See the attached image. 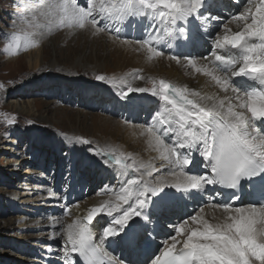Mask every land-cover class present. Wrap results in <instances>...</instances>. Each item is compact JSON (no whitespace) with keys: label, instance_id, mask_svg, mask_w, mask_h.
I'll list each match as a JSON object with an SVG mask.
<instances>
[{"label":"snow or ice","instance_id":"obj_1","mask_svg":"<svg viewBox=\"0 0 264 264\" xmlns=\"http://www.w3.org/2000/svg\"><path fill=\"white\" fill-rule=\"evenodd\" d=\"M247 4L229 21L238 30L226 24L223 34L217 31L213 35L210 24L218 19L211 15L213 0H85L84 5L79 0H25V13L19 14L24 27L5 34L3 54L15 56L38 47L37 36L65 28L90 26L94 34L115 32V39L120 40L122 30L139 27L141 38L120 42L138 45L137 51H146L152 60L164 55L161 46L172 47L174 41L196 43L203 27L212 37V50L202 57L207 63L199 65L190 56L183 59L226 94L202 95L164 79L152 81L151 89L128 86L122 92L127 97L131 92L150 91L163 101L142 134L148 136L164 162L160 167L167 168L172 179L160 177L151 182L146 179L153 175L151 163L137 162L131 154L115 149L106 153L115 165L141 174L126 179L108 200L62 228L70 252L78 257L73 264H124L105 250L104 241L119 237L134 243L135 228L129 222L134 218L150 221L145 211L154 203L150 196L163 201L169 196L165 188L189 193L204 192L207 186L232 190L228 202L211 205L222 210L223 219L211 222L200 208L190 217L196 227H186L188 221L175 226V235L163 242L151 264H264V0H247ZM169 59L180 62L178 56ZM234 77H244L258 87L237 86ZM95 78L106 80L104 75ZM14 120L6 118V123ZM76 140L88 143L82 137ZM198 164L205 169L202 175L191 172ZM245 184L251 188L248 195L259 199L255 204L234 207L232 201L240 199L237 190ZM101 214L111 220L96 242L91 226Z\"/></svg>","mask_w":264,"mask_h":264},{"label":"rangeland","instance_id":"obj_2","mask_svg":"<svg viewBox=\"0 0 264 264\" xmlns=\"http://www.w3.org/2000/svg\"><path fill=\"white\" fill-rule=\"evenodd\" d=\"M242 2V5L239 6L234 0H226L225 5L229 9L226 6L222 7L225 13H221L222 15L214 12L217 4L215 2L211 15L218 19L212 21L211 24L219 25L227 17V14H232L231 9L236 10L239 8V12L243 11L245 7H248V4L245 0ZM79 3L84 5L85 0H79ZM24 5L25 0H0V85H2L0 87V264H64L65 255L69 250L65 249L67 244L64 245L63 233L57 234L56 238L49 236V227L52 225H49L50 217L55 216L51 214L52 210L55 211L58 208L59 211H62L65 207L74 206L78 202L79 196L83 194L85 197L82 201L86 198L97 200V196L103 194L110 197L112 190H119L116 182L119 181L118 177L120 175L125 176V181L129 179V176L134 178L136 174L135 171L124 170L115 165L110 158L111 156L106 155L113 149L117 153L122 152L116 148V145H110V141H117L120 138H111L105 131L94 127L91 121V118L105 117V109L106 111H112L110 108L120 107L121 100L130 101L131 95L122 96V92L115 89L119 86L117 81L118 79L121 80L122 76H119L121 74L119 71L113 69L118 62L113 60L111 56L106 58V52L103 53L104 57L100 58L95 53L94 48L95 46L99 47V45H94L91 39H89V43H86V36L80 41L79 39L76 40L74 35L68 34L67 31L71 30L67 28L56 30L57 32L53 31L43 39L37 36L39 40L38 47H49L48 44L52 43L51 39L57 38L55 45H58L57 49L60 50L58 52L65 55L62 60L63 63L65 62L64 59L71 57L69 55L74 52L75 48L74 53L79 54L77 52L83 47V53L77 58L80 60L78 63L81 64L80 66H84L88 57L92 62L89 60L87 64L92 67L95 65L100 66L101 68L98 71H80V74H75L73 68L67 66L63 68L69 74L65 73L62 76L52 71L53 67L48 65L51 62L55 63L57 57L53 55L49 59L48 54L38 56L42 62L46 61V64L42 67L43 70L31 71L28 68L27 61L29 57L31 60L37 59V54H30L28 57V53L33 49L22 51L15 56L3 54L5 34L13 33L24 27L19 19V14L25 13ZM27 7L31 8L32 5L29 4ZM72 30L77 32H75V36L81 31L78 29ZM82 33V35H85L84 32ZM113 33L105 31V35L110 37ZM46 38L50 41L47 42ZM71 38L74 40H71ZM59 41L62 45L59 44ZM74 41L76 43H73ZM202 42L208 41L202 38ZM188 44L192 45L190 42ZM183 51L181 50V54ZM206 51L207 46L205 43L198 44V48L195 50L196 53L190 57L201 60ZM170 52L171 50H169ZM60 71H64V69ZM97 75L107 76L106 80H96ZM61 80H64L67 89L66 93L62 95H60L62 86L60 87L58 84ZM48 82L54 83L50 87L52 90L47 87L49 85H46L47 88L45 87ZM82 85L92 87L94 90L92 93L93 101L87 105L82 104L84 101L81 102L79 99L85 91ZM103 90H106V95L109 97H113L115 93L118 94L115 101L112 102L113 100L108 97L104 103L101 99ZM58 92L59 95L55 97L54 95ZM35 102H37L39 109L34 107ZM44 103H52L55 110H52L51 114L44 113L43 111H46L45 108L44 110L42 108ZM109 106L111 107L109 108ZM61 109L74 110L75 112L82 111L84 113L83 118L87 117V120L81 118L78 123L68 122L64 114L66 112H61ZM29 111L32 116L26 115ZM3 114H6V117ZM139 116L143 121H147L145 126L153 123L154 113L147 116L141 112ZM13 117L15 118L14 123H6V118L12 119ZM114 118L117 121H127L118 118V116ZM77 137H82L88 143L77 141ZM69 138H71V141ZM69 143L74 150L67 146ZM124 153L131 154L133 158L139 157L137 151H126ZM143 154H141V159L146 160L147 158ZM128 162L131 163L132 161ZM70 163L73 165L72 169L69 167ZM109 165L114 166L117 172L111 170ZM159 165L157 163L155 165L157 171L161 169L166 171V168H161V165ZM100 167L109 168L110 173L103 175L99 172ZM119 169L121 170L119 171ZM156 170L153 171V175L156 176L150 179L151 182H155L163 175V177L167 176L169 180L172 179L169 174H156ZM103 172L105 173V170ZM192 173L201 175V172ZM164 191L169 193L168 197L163 201H153L154 203L145 209L150 216L149 222L140 218H134V221L129 222L130 225L134 226L135 232H139V235L142 236L140 245L155 241L162 246L160 244L161 240L170 237L174 232L172 229L175 227V222L180 221V216L178 217V214L172 216V213L166 214V209L172 210L174 208L177 211L180 209L185 215L182 223L188 221V224L192 225L189 221L190 217L196 215L200 208H204L202 214L212 208L209 204L211 202L209 197L212 194L207 190L201 192L202 197H195L192 192L180 195L181 192L173 188H165ZM248 204L244 202L240 207ZM54 205H57L56 209ZM209 206L210 208H208ZM104 215L106 218L108 217L106 214ZM55 222L57 226L61 227L67 224L65 219H58ZM193 226L196 227V225ZM153 255L155 254L153 253ZM151 259V256L147 257L145 264H149Z\"/></svg>","mask_w":264,"mask_h":264},{"label":"bare ground","instance_id":"obj_3","mask_svg":"<svg viewBox=\"0 0 264 264\" xmlns=\"http://www.w3.org/2000/svg\"><path fill=\"white\" fill-rule=\"evenodd\" d=\"M225 1L226 0L213 1V3L217 2L216 7L214 8V12H217L218 14L224 13L222 10V7L224 8L226 6ZM242 1H244V0L240 1L241 5L243 3ZM245 1L247 2V0H245ZM235 2H237V0H235ZM227 8L229 9V7H227ZM231 16H232V14H227V17H225L223 19V21L220 22L219 25L210 24V28L213 30V35H215L217 31H220L221 34H223L222 29H223V26L226 24L230 28H232L233 31L238 30L235 23H229ZM70 30L71 31H67L68 34L74 35V38L76 40L79 39V41H80L82 38H84L86 36V38H85L86 43H89L90 42L89 39H91V40H93L92 43L94 45H99V47L95 46L94 48H95V53H97L100 58H103L104 57L103 53L106 52L107 53V55L105 56L106 58H108V56H111V58L113 60H116V62H118L116 65H114L113 69L119 71L121 74L120 73H117V74H120L119 76H121V75L122 76H121V80L118 79V81H117V83H119V86L118 87L115 86L116 91L118 90L121 92H126L128 86H132L134 88L151 89L153 86L152 81H157V83H158V81L160 79H164V80L169 81L173 84H177L180 86H187L189 89H195L196 91L200 92L202 95L218 94L220 97H223L224 95H226L225 93H223L219 90V88L214 84L213 81H211V79L209 77H207L203 74H200V73H196L193 69H191L190 66L187 65L186 61L183 59V57H185V56H192L193 54H195L196 53L195 50L198 48V44H204V43L207 46V51L205 52V56L209 55L210 51L212 50V37L208 36L204 33L203 27H201L199 30L200 31V37L197 39L196 43H192V45H190L184 41H174L172 47L161 46V49L164 52V55L162 57H158V58H155L152 60L148 59V54L146 51H144V50L137 51L138 45H136L134 43L125 45V44H122L120 42L121 40H124V39H127L129 41H134L136 39L141 38L142 37V29L139 27H136V28L128 27V28L122 30L120 33V40L115 39V36H116L115 32L112 34L111 37L105 35V32L94 34V31L90 26L87 27L86 29L81 30L82 32L85 33V35H82L83 33L80 31L75 36L76 31H73L72 29H70ZM78 30H80V29H78ZM65 34H67V33L65 32ZM125 34H127V35H125ZM48 35H45L43 37L39 36V37L43 39ZM123 35H125L126 37ZM121 36H123V37H121ZM202 38H205L208 42H202ZM47 39L48 38H46V40ZM56 39H54V40L51 39L52 43L48 44L49 47L43 46L42 48H40V47L30 48V49H33V51L28 53V57L30 56V54L31 55L37 54V59L31 60L29 57V60L27 61L28 68L31 71L43 70L42 67L46 64L45 63L46 61L44 60V62H42L41 60H39V57L41 56V54L42 55L48 54L50 56L49 59H51L53 55H54V57H57V60L55 63H52V62L49 63V61H48V63H49L48 65L53 67L52 71H55L56 73H59L62 76H64L63 74L66 73L65 68L67 66L72 67L75 74H80L79 73L80 71H85V72L96 71V70L98 71L101 68L100 66H96V65L94 67L89 66V64H87L88 61L90 60L88 57L86 59L87 60L86 64L84 66H80L81 64L78 63L80 60L77 58L79 55H81L83 53V51H84L83 47L79 52H77L79 54L74 53L76 51V48H75L74 52H72V53H70V51H69V53H70L69 56H71V57H69V59H64L66 64H65V62L63 63L62 60L65 57V55L58 52L60 50L57 49L58 45L57 44L55 45ZM68 39H66V40H68ZM71 40H74V39L71 38ZM49 41L50 40H47V42H49ZM73 43H76V42L74 41ZM59 44H61V42ZM186 44L188 47H185ZM70 47H72V46H70ZM78 48H79V46H78ZM29 50H27V51H29ZM169 50H171L170 53H169ZM181 50H184L182 54H181ZM65 52H66V50H65ZM178 52H179V54H178ZM170 56L180 57V62L177 63V61L169 59ZM197 62L199 65H203V64L207 63V61H205L203 59L197 60ZM115 63H113V64H115ZM63 67H65V68H63ZM61 69H64V71H60ZM134 71H139V72L134 73ZM52 73H54V72H52ZM66 74H69V72H67ZM137 76H142L143 79H137L136 78ZM110 78H109V80H110ZM122 80H123V82H121ZM233 81L237 84V86H240V87H246V86L258 87V85H254V82L248 81L244 77H234ZM53 84H54L53 82H48L45 84V87H46V85H49L47 87L50 90H52V88H50V87L53 86ZM58 84L60 87L62 86L61 87L62 90L60 91V95L65 94L67 89L65 88L66 83L64 82V80H61L60 82H58ZM58 84H55V85H58ZM77 84H79V83H77ZM82 86L85 88V91L83 92V94L81 95V97L79 99L81 102L84 101L82 104L87 105L93 101L92 93L94 92V90L92 89V87H87L84 85H82ZM129 94L131 95L130 101H124V100L122 101L121 100L120 107H116V108H114V107L110 108L111 106H109V108L112 111H106V109H105V117L99 116L96 118H91L92 124H94V127H97L98 129H100L102 131H105L107 134H109L111 136V138H113V139L120 138L119 140H117L119 142L110 141V145H112V144L116 145V148L122 152L137 151L139 157H135L134 159L137 162H143L145 164L151 163L152 165H154L153 171H155L156 170V166H155L156 163L161 165L164 162L159 158V154L153 150V147L149 143L148 136L146 134H142L144 132V128L147 127V126H145L147 121H143L139 115L141 112H143V114H145L147 116L150 114H153V113L155 115V113L157 111L162 109L163 101L160 100L159 97L153 96L150 91H147V92H131ZM58 95H59V92H58V94H55L54 96L56 97ZM117 95L118 94L115 93L113 97H109L108 95H106V90L105 91L103 90V92H101V99L105 103L107 98L109 97L113 100L112 102H114ZM227 95H232V94L228 93ZM146 96H148V97H146ZM37 102H39V101H37ZM37 102H35V104H34L35 108H38V106L36 104ZM39 103H41V102H39ZM44 105H46V106H44ZM42 108H43V110L45 108L46 111H43V112L48 113V114H51L52 110H55L52 103L51 104L44 103ZM67 110L68 109H61L60 111L63 113L66 112L64 114H65V117L68 119V122L78 123L81 121V118L85 121L87 120V117L83 118L84 113L82 111H76L75 112L74 110H68V111ZM56 111H58V110H56ZM151 112H153V113H151ZM26 115L32 116V114H30V111L27 112ZM115 116H118V118L124 119L127 121H117L116 120L117 117L114 118ZM51 117H52V115H51ZM65 117H63V118H65ZM152 119H153V117H152ZM84 123H87V122H84ZM69 140L71 141V138H69ZM67 146L69 148H71L72 150H74L73 147L70 145V143L67 144ZM141 154L145 155V157L147 159L146 160L144 158L141 159ZM199 159L200 158L197 156V161H199ZM69 167L72 169L73 165L70 163ZM109 168L111 170H114L115 172H117V170L114 169V166L109 165ZM109 168H105V169L101 168L99 170V172L103 173V175L106 173H110ZM192 168H193L192 172H194V173L201 172V175L205 171V169L200 167L199 164L196 167H192ZM94 170H96V168H94ZM103 170H105V173L103 172ZM120 170L121 169H119V171ZM161 173L162 174H169V171L167 168H166V171L161 169V170L157 171L156 174H161ZM140 174H141L140 172H136L134 178L139 177ZM118 175H120V174L118 173ZM154 176H156V175H153L151 177H146V179H148L150 181V179L153 178ZM169 176H170V174H169ZM102 178H103V176H102ZM118 178H119V181L116 183L118 184L117 188L119 189L121 184L124 182L125 176L120 175ZM129 178H131V176H129ZM207 191H209V193H211L213 196L216 194V191H211L209 186H207ZM191 192L194 194L195 197L196 196L202 197L201 192L199 193L198 191H195V190H192ZM184 193L185 192H181L179 194L181 195ZM49 196H51V194H49ZM80 196L77 199L78 202L74 206L69 207V208L65 207V208H63L62 211H59L57 208V205H54L55 209L57 208V210L54 211V209H53L51 212V214H53L55 216L50 217L51 219H50L49 225L52 224L49 227V231H50L49 236L50 237L56 238L57 234L59 235L60 232L63 233L62 228L64 226H66L67 224L71 223L74 218H76L77 216L86 215L87 210L90 207L97 206L100 203H102L103 201L109 199V197L107 195L103 194L101 196H97L98 197L97 200H95V198H86L82 201V199L85 196H84V194L80 195ZM150 199L152 201H159V199L157 197H151L150 196ZM244 202L249 203L248 205L253 204L251 198H249V197H247L244 200ZM213 203H217V202L211 201L209 203L210 206ZM210 206L208 208H210ZM53 211H54V213H53ZM165 213L166 214L172 213V216L174 214H175V216L177 214H178V217L180 216V221H176L175 226H178L179 224H181L185 218L184 212H182L180 209H178V211H177L174 208L172 210H169V208H168V209H166ZM114 215H115V213H114ZM202 215H204V217L206 219H208L214 223L221 221L223 219V216H224L222 210L214 209V208L208 209L207 212L202 214ZM214 217H215V219H214ZM58 219H65L67 224H65L63 227L57 226L55 220H58ZM110 220H111V218L110 217L106 218L104 214L97 216L93 220L92 228H93V231L96 235L95 236L96 242L100 241L102 229L108 225ZM104 222H106V223L104 224ZM185 226L186 227H188V226L194 227L193 225H190V224H186ZM136 229H138V228H136ZM172 230L174 231V229H172ZM121 235H123V234H121ZM171 235H175V231ZM141 237L142 236L139 235V232H135V242L132 244H129L125 241L120 240L119 237L109 238L108 240L104 241V248L112 256H115L116 258L123 260L124 264H145V260L147 259V257L151 256L153 258V256H154L153 253L158 254L159 253L158 250H160L162 246L158 245L155 241H150V243H145V244L140 245ZM63 239H64V245H66L65 244L66 243V237L64 236V233H63ZM168 239H169V236L166 239L163 238L161 240L160 244H163V242L168 240ZM178 239H179V237H178ZM50 242L56 243L55 241H50ZM67 246H68V248L67 247L66 248H67V250H69L70 247H69V245H67ZM68 253H70L69 254L70 258L65 259L63 261L65 264H73L74 261L78 260V258L76 259V256H74L70 251ZM54 264H56V263H54ZM149 264H151V261Z\"/></svg>","mask_w":264,"mask_h":264}]
</instances>
